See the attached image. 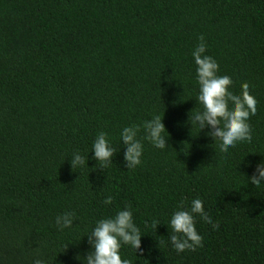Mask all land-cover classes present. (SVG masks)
Wrapping results in <instances>:
<instances>
[{"label":"trees","instance_id":"1","mask_svg":"<svg viewBox=\"0 0 264 264\" xmlns=\"http://www.w3.org/2000/svg\"><path fill=\"white\" fill-rule=\"evenodd\" d=\"M201 35L230 91L246 82L258 102L252 141L227 152L189 119L204 110ZM154 115L164 149L144 139ZM132 125L143 154L128 169L121 132ZM101 132L117 150L106 170L93 159ZM77 152L87 164L73 170ZM261 163L264 0H0V264H84L87 235L128 205L143 255H120L133 264H264V181L250 182ZM194 199L219 228L195 215L203 246L177 253L171 217ZM66 212L76 219L61 230Z\"/></svg>","mask_w":264,"mask_h":264},{"label":"clouds","instance_id":"2","mask_svg":"<svg viewBox=\"0 0 264 264\" xmlns=\"http://www.w3.org/2000/svg\"><path fill=\"white\" fill-rule=\"evenodd\" d=\"M200 43L193 51L195 64L197 65V83L199 85L198 101L203 105L202 112H196L190 116L192 123L201 130L209 128L208 133L214 140L218 139L220 151L227 152L230 147H235L238 142H251L252 130L248 123L251 116L257 113V100L250 94V85L243 83L240 94H233L230 88L233 84L231 77L218 75L219 65L217 61L206 52L204 37H199ZM163 118L154 115L152 119L143 123L146 132L144 139L150 141L154 147L166 148L167 132ZM140 125H132L123 128L121 139L126 148L124 161L128 169H134L141 164L143 144L138 139ZM108 139L107 133L101 132L93 144V159L99 162L101 169H107L113 163L116 153ZM88 159V157H87ZM87 159L75 153L70 161L72 169L87 164ZM264 181V163L257 166L255 173L250 177V182L258 187ZM113 198H105V204H111ZM183 209V204L180 206ZM195 215H199L204 222L212 224L213 229L219 228V223H213L212 218L204 210L203 201L194 199L189 210H178L171 217L170 225L173 233L170 237L171 244L177 253L187 250L195 251L203 246V237L196 229ZM76 219L75 213L66 212L56 217V225L63 230L71 228ZM159 222L154 220L152 227L157 228ZM88 243L92 247L84 264H133L128 259H122L120 255L122 245H130L135 252L143 255L141 247V232L134 223L131 206L120 210L113 218L101 219L94 229L87 235ZM67 245L65 246V249ZM81 259V257H77ZM33 264H44L41 259H35Z\"/></svg>","mask_w":264,"mask_h":264}]
</instances>
